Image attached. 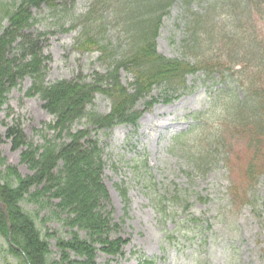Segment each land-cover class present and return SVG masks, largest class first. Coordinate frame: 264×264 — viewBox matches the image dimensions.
I'll return each instance as SVG.
<instances>
[{
  "label": "trees",
  "instance_id": "1",
  "mask_svg": "<svg viewBox=\"0 0 264 264\" xmlns=\"http://www.w3.org/2000/svg\"><path fill=\"white\" fill-rule=\"evenodd\" d=\"M68 1L0 0V108L7 93L30 77L27 95L41 97L43 107L55 116L48 129L68 139L58 143L44 137L43 144L34 146L25 141L18 124L8 127L6 136L14 148L28 146L22 159L32 174L22 176L0 156V167L4 166L0 201L6 210L0 206V264H97L98 249L122 255L126 240L113 236L118 224L107 210L109 192L102 178L104 150L98 132L121 124L136 128L143 113L159 101L157 97L170 103L188 93L191 75L201 74L215 93L210 108L216 110V118L231 117L235 121L231 124L250 133L256 151L247 179L254 184L264 181L260 145L264 144V29L257 33V22H264V0H91L74 24L81 28L77 42L84 51L98 53L105 73L95 72L89 80L80 76L47 84L49 57L42 51L43 36L30 31L36 19L33 9L42 5L53 9ZM175 2L182 6V48L188 56L182 59L161 54L156 42L162 19ZM195 3L199 8L194 9ZM107 13L123 25L124 48L116 46L102 28ZM122 70L133 76L129 85L121 80ZM156 89L159 96L152 94ZM98 94L110 101L108 113L95 108ZM208 112L192 113L193 124L179 136L194 131L196 123L200 128ZM79 123L82 127L76 128ZM200 145L191 161L205 172L216 155L223 154L225 144L212 131ZM24 204L35 209L27 210ZM47 221L59 223L68 235L44 230ZM52 238L58 258L50 247ZM139 264H155V260L147 258Z\"/></svg>",
  "mask_w": 264,
  "mask_h": 264
},
{
  "label": "rangeland",
  "instance_id": "2",
  "mask_svg": "<svg viewBox=\"0 0 264 264\" xmlns=\"http://www.w3.org/2000/svg\"><path fill=\"white\" fill-rule=\"evenodd\" d=\"M90 1L70 0L53 9L46 5L33 9L36 19L30 31L43 36L42 51L49 57L47 84L80 76L89 80L95 72L105 73L98 53L84 51L77 42L81 28L74 24ZM193 7L199 8L197 3ZM104 22L108 38L124 48L127 40L119 18L107 13ZM263 29L264 22L258 21L257 33ZM183 36L182 6L175 2L159 27L158 52L171 58L188 57L182 48ZM121 80L129 85L133 76L122 70ZM188 83L189 92L170 103L157 97L159 101L144 112L136 128L122 124L98 132L104 150L102 178L109 192L107 210L118 224L113 236L126 242L122 255L98 249L97 264H139L147 258L155 264H264V181L254 184L247 179L256 143L249 132L231 124L235 122L231 117L216 118V110L210 108L215 93L201 74L189 76ZM31 85L30 77L19 81L0 108V156L22 176L32 174L22 159L28 146L13 147L6 136L9 126L18 124L25 141L34 146L43 144L44 137L58 143L68 141L65 134L48 129L55 116L43 107L39 95H27ZM159 91L152 94L159 96ZM95 108L108 113L111 103L98 94ZM203 110L209 112L201 127L196 123L194 131L179 136L193 124L191 114ZM212 131L225 146L223 154L216 155V162L203 172L191 158ZM175 194L180 198L174 199ZM23 207L35 209L33 205ZM42 226L48 232L57 231L58 236L68 235L55 221ZM80 234L85 237L83 231ZM49 242L58 258L56 240Z\"/></svg>",
  "mask_w": 264,
  "mask_h": 264
},
{
  "label": "water",
  "instance_id": "3",
  "mask_svg": "<svg viewBox=\"0 0 264 264\" xmlns=\"http://www.w3.org/2000/svg\"><path fill=\"white\" fill-rule=\"evenodd\" d=\"M0 206L4 209V212L6 213L5 207L1 201H0Z\"/></svg>",
  "mask_w": 264,
  "mask_h": 264
}]
</instances>
